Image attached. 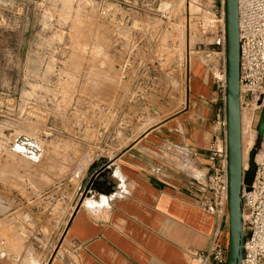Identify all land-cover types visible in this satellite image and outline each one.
<instances>
[{
  "label": "rangeland",
  "instance_id": "rangeland-1",
  "mask_svg": "<svg viewBox=\"0 0 264 264\" xmlns=\"http://www.w3.org/2000/svg\"><path fill=\"white\" fill-rule=\"evenodd\" d=\"M160 1L144 2L156 9ZM135 4L141 0H0V264L60 257L89 165L91 173L130 130L179 109L189 46L191 63L213 61L198 46L207 42L135 14ZM132 33L141 39L122 40ZM242 131L250 182L261 139L257 128Z\"/></svg>",
  "mask_w": 264,
  "mask_h": 264
},
{
  "label": "crops",
  "instance_id": "crops-1",
  "mask_svg": "<svg viewBox=\"0 0 264 264\" xmlns=\"http://www.w3.org/2000/svg\"><path fill=\"white\" fill-rule=\"evenodd\" d=\"M200 62L188 66L177 111L130 130L118 152L91 173L89 165L65 229L68 248L50 264H190L216 241L226 244L227 219L197 207L220 97ZM97 173L108 182L105 192L90 187Z\"/></svg>",
  "mask_w": 264,
  "mask_h": 264
},
{
  "label": "built area",
  "instance_id": "built-area-1",
  "mask_svg": "<svg viewBox=\"0 0 264 264\" xmlns=\"http://www.w3.org/2000/svg\"><path fill=\"white\" fill-rule=\"evenodd\" d=\"M141 0L135 14L146 13L158 19L164 29L182 27L188 40L207 42L205 56L213 61L204 63L206 71L220 93L216 118L212 124L213 140L209 149L210 167L205 175L197 207L203 212L227 219L228 175L226 143V24L225 0H165L153 8ZM123 1L122 5L126 6ZM239 41V106L240 122L248 130H256L264 108V0H237ZM129 19L121 22L122 27ZM190 38V39H189ZM140 34L124 35L122 40H140ZM143 39V38H142ZM195 47V46H194ZM188 48L185 68L193 50ZM221 59V60H218ZM256 154L252 181L243 183L240 199L244 226L243 254L240 264H264V130ZM220 147V149H219ZM228 242V241H227ZM226 244L216 241L210 250L190 256V264H225Z\"/></svg>",
  "mask_w": 264,
  "mask_h": 264
},
{
  "label": "water",
  "instance_id": "water-1",
  "mask_svg": "<svg viewBox=\"0 0 264 264\" xmlns=\"http://www.w3.org/2000/svg\"><path fill=\"white\" fill-rule=\"evenodd\" d=\"M226 24V143H227V175H228V242L225 264H240L243 254L244 226L241 208V187L244 183L241 144V122L239 106V41L237 0H225ZM264 130V108L262 109L256 136L261 137ZM256 152L251 151L250 165ZM96 181V184L94 183ZM90 181L93 190L105 192V177L95 176Z\"/></svg>",
  "mask_w": 264,
  "mask_h": 264
},
{
  "label": "bare ground",
  "instance_id": "bare-ground-1",
  "mask_svg": "<svg viewBox=\"0 0 264 264\" xmlns=\"http://www.w3.org/2000/svg\"><path fill=\"white\" fill-rule=\"evenodd\" d=\"M203 62V61H202ZM200 64H202L201 62H200ZM244 126V125H243ZM245 131H242L241 132V144H242V135H243V133H244ZM18 139V138H17ZM17 141V140H16ZM32 150V149H31ZM30 150V151H31ZM260 160V154H256V161H259ZM242 164H243V169H244V163H243V146H242ZM94 166V163H93V165H92V167ZM97 175H103L104 177H105V175H104V173H97L95 176H97ZM95 176L91 179L92 181H94V179H95ZM106 182V181H105ZM94 183L96 184V181H94ZM106 183H108V182H106Z\"/></svg>",
  "mask_w": 264,
  "mask_h": 264
},
{
  "label": "trees",
  "instance_id": "trees-1",
  "mask_svg": "<svg viewBox=\"0 0 264 264\" xmlns=\"http://www.w3.org/2000/svg\"><path fill=\"white\" fill-rule=\"evenodd\" d=\"M245 182H248L247 180H245ZM249 183V182H248Z\"/></svg>",
  "mask_w": 264,
  "mask_h": 264
}]
</instances>
